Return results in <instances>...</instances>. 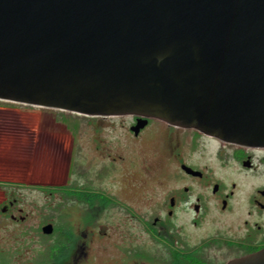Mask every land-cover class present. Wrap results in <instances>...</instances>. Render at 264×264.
Listing matches in <instances>:
<instances>
[{
  "label": "water",
  "instance_id": "1",
  "mask_svg": "<svg viewBox=\"0 0 264 264\" xmlns=\"http://www.w3.org/2000/svg\"><path fill=\"white\" fill-rule=\"evenodd\" d=\"M0 100L264 146V0H0Z\"/></svg>",
  "mask_w": 264,
  "mask_h": 264
},
{
  "label": "flooded vegetation",
  "instance_id": "2",
  "mask_svg": "<svg viewBox=\"0 0 264 264\" xmlns=\"http://www.w3.org/2000/svg\"><path fill=\"white\" fill-rule=\"evenodd\" d=\"M79 116L72 140L60 144L63 166L51 161L38 180L32 175L48 182L32 187L48 201L42 210L59 200V230L47 220L38 234L58 235L63 262L227 264L264 249V146L226 143L157 117ZM10 195L0 217L24 223L35 211ZM49 223L54 230L45 234Z\"/></svg>",
  "mask_w": 264,
  "mask_h": 264
},
{
  "label": "rangeland",
  "instance_id": "3",
  "mask_svg": "<svg viewBox=\"0 0 264 264\" xmlns=\"http://www.w3.org/2000/svg\"><path fill=\"white\" fill-rule=\"evenodd\" d=\"M78 117L81 116L67 111L0 100V208L15 192L26 212L35 211L24 223L0 217V264H74L73 256L63 262L60 249L52 252L58 235L45 241L39 237L42 222L60 223L59 210L52 209L59 200L50 201L49 211L42 210L47 199L32 187L48 182H34L32 175L38 180L44 171H49L51 161L63 166L60 144L72 140L70 131ZM48 133L56 136V143L47 138ZM43 147L49 150L46 157L42 155ZM33 149L37 152L35 158H32ZM56 178L49 183H58ZM56 228L58 231L59 227ZM102 258L105 259L104 255Z\"/></svg>",
  "mask_w": 264,
  "mask_h": 264
},
{
  "label": "trees",
  "instance_id": "4",
  "mask_svg": "<svg viewBox=\"0 0 264 264\" xmlns=\"http://www.w3.org/2000/svg\"><path fill=\"white\" fill-rule=\"evenodd\" d=\"M74 123V122H73ZM75 124V123H74ZM56 191H58V190H56ZM52 209H54V210H59V212H60V203L58 202V204L56 205V207H54V208H52ZM59 217H60V213H59ZM55 225L57 226V227H59L60 228V223L58 222V224L57 223H55ZM62 243H63V241H56V244H54L53 245V249H52V252L54 251V252H57L58 251V249H60L61 250V254L60 255H62L63 253H64V249H65V247L64 246H62ZM60 258H62L61 256H60Z\"/></svg>",
  "mask_w": 264,
  "mask_h": 264
}]
</instances>
